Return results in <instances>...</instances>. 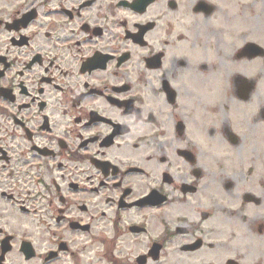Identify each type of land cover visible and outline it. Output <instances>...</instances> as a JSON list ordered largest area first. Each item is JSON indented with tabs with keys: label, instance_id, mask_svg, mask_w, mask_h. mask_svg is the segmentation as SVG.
<instances>
[{
	"label": "flooded vegetation",
	"instance_id": "flooded-vegetation-1",
	"mask_svg": "<svg viewBox=\"0 0 264 264\" xmlns=\"http://www.w3.org/2000/svg\"><path fill=\"white\" fill-rule=\"evenodd\" d=\"M0 264H264V0H0Z\"/></svg>",
	"mask_w": 264,
	"mask_h": 264
}]
</instances>
